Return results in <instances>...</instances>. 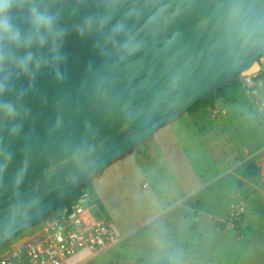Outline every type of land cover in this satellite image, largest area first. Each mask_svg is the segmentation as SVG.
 <instances>
[{
    "label": "water",
    "instance_id": "obj_1",
    "mask_svg": "<svg viewBox=\"0 0 264 264\" xmlns=\"http://www.w3.org/2000/svg\"><path fill=\"white\" fill-rule=\"evenodd\" d=\"M5 3L0 250L264 56V0Z\"/></svg>",
    "mask_w": 264,
    "mask_h": 264
},
{
    "label": "crops",
    "instance_id": "obj_2",
    "mask_svg": "<svg viewBox=\"0 0 264 264\" xmlns=\"http://www.w3.org/2000/svg\"><path fill=\"white\" fill-rule=\"evenodd\" d=\"M207 111L189 114L190 127L180 117L131 154L149 165L155 187L137 206L135 224L123 234L115 227L122 242L105 253L112 264H264V110L237 109V118L205 125ZM239 204L246 215L238 229L219 224Z\"/></svg>",
    "mask_w": 264,
    "mask_h": 264
},
{
    "label": "built area",
    "instance_id": "obj_3",
    "mask_svg": "<svg viewBox=\"0 0 264 264\" xmlns=\"http://www.w3.org/2000/svg\"><path fill=\"white\" fill-rule=\"evenodd\" d=\"M264 79V56L253 68L237 75L246 88L254 79ZM224 114V112H223ZM218 112H213L217 117ZM97 204L86 195L72 198L64 208L51 213L30 231L22 233L0 250V264H83L109 252L122 242L114 224L97 213ZM246 215L243 204L232 205L219 224L236 231ZM82 258L83 263H75Z\"/></svg>",
    "mask_w": 264,
    "mask_h": 264
},
{
    "label": "rangeland",
    "instance_id": "obj_4",
    "mask_svg": "<svg viewBox=\"0 0 264 264\" xmlns=\"http://www.w3.org/2000/svg\"><path fill=\"white\" fill-rule=\"evenodd\" d=\"M229 92L231 95L227 98V93ZM234 99H237L238 104L232 103ZM199 108L209 110L207 112L210 115L207 116L208 122L204 123L205 125L211 123V117L222 119L227 114V117L237 118L235 114L237 109L241 111H263L264 79L263 77H257L254 79V83L246 88L238 83H229L220 92H214L206 100V103L196 106L192 112ZM192 112H187L182 116L179 123L190 127L193 122L190 121L189 114ZM213 112H218L217 117H213ZM244 118L247 119V117ZM262 120L264 126V117ZM147 142L133 153L140 152ZM207 158V155H204L203 163L200 162L201 164H199V184H202L201 179L206 178L207 175V171L204 170L207 167ZM199 159L201 160L202 158L199 157ZM148 167L149 165L144 163L139 157L130 154L107 168L99 177L88 184L87 188L82 189L80 195H86L88 202L97 204L102 216L110 220L118 231L123 234L129 224L132 222L133 225L135 224L134 222L137 219L134 213L137 210V206L142 204L144 197L155 187L153 181L156 176H153V174L150 176L151 174L149 173L151 172L147 171ZM212 188H215V186ZM31 229L28 230L30 231ZM19 236H22V233L17 237ZM81 260L83 259L81 258ZM83 264H112V260L109 259L108 255L103 254Z\"/></svg>",
    "mask_w": 264,
    "mask_h": 264
},
{
    "label": "clouds",
    "instance_id": "obj_5",
    "mask_svg": "<svg viewBox=\"0 0 264 264\" xmlns=\"http://www.w3.org/2000/svg\"><path fill=\"white\" fill-rule=\"evenodd\" d=\"M6 7L7 5L5 3V0H0V13H2L6 9ZM37 22L41 25H50L51 19L44 16H38ZM11 32H12V28L10 22L6 18L0 19V33L7 35ZM15 38L16 37L13 36V39Z\"/></svg>",
    "mask_w": 264,
    "mask_h": 264
},
{
    "label": "trees",
    "instance_id": "obj_6",
    "mask_svg": "<svg viewBox=\"0 0 264 264\" xmlns=\"http://www.w3.org/2000/svg\"><path fill=\"white\" fill-rule=\"evenodd\" d=\"M235 83H237V81L236 80H234L233 82H231L230 84H235ZM221 90H219V91H216V92H220ZM201 103H206V100L205 101H202V102H199V103H197L192 109H190L189 111H188V113L189 112H192L193 111V109L196 107V106H198V105H200ZM88 187V185L87 186H85L84 188H87ZM83 188V189H84ZM80 193H81V191L80 192H78L77 194H75L74 195V197L73 198H75L76 196H80ZM70 201L71 200H69L68 202H67V204H69L70 203Z\"/></svg>",
    "mask_w": 264,
    "mask_h": 264
},
{
    "label": "bare ground",
    "instance_id": "obj_7",
    "mask_svg": "<svg viewBox=\"0 0 264 264\" xmlns=\"http://www.w3.org/2000/svg\"><path fill=\"white\" fill-rule=\"evenodd\" d=\"M210 108V107H209Z\"/></svg>",
    "mask_w": 264,
    "mask_h": 264
}]
</instances>
